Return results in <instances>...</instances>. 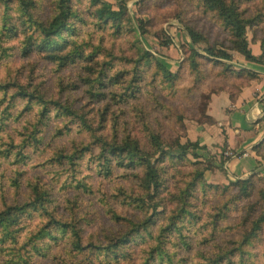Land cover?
Segmentation results:
<instances>
[{
	"label": "rangeland",
	"instance_id": "rangeland-1",
	"mask_svg": "<svg viewBox=\"0 0 264 264\" xmlns=\"http://www.w3.org/2000/svg\"><path fill=\"white\" fill-rule=\"evenodd\" d=\"M34 1L43 19H48L54 14V0ZM101 1L108 3L112 9L125 6L126 18L121 29L115 30L109 24H96L90 14L93 6L89 0L72 1L82 17L76 24L80 33L78 38L86 42L87 51L95 52L91 61H80L61 67L36 53L28 57L21 56L19 46L22 36L19 35L0 43V81L27 82L40 87L48 98L71 102L75 109L87 113L94 128L116 130L117 140L129 134L142 145L148 146L143 124L146 123L160 135L165 144L176 147L177 142H194L188 137V130L190 124L208 123V95L227 87L234 88L248 78V74H237L242 68L238 65L239 59L245 57L232 48L230 33L214 13L203 8L199 0ZM254 4L257 9L261 8L264 14V6L259 2L249 1L245 7L253 8ZM188 27L199 33L201 38L192 41L186 31ZM262 29L264 32V24L249 26L246 30L248 48L257 55L262 51ZM206 48H211L214 54H228L229 58L211 55ZM144 51H148L171 72H176L177 78L172 83L163 81L161 75L156 73L155 59L148 64L141 62L145 71L139 92L134 98L128 97L124 102H117L119 94L130 79L132 66ZM193 62L197 65L193 66ZM102 64L105 72V77H102L103 87L93 82L96 71ZM88 66L92 69L85 70ZM89 84H93L94 91L101 92V95L91 96L87 91ZM24 103V100L16 99L7 126L0 125V150L5 149L6 143H9L6 136L8 132L13 133L14 144L22 139L18 133L25 132L24 126L36 112L37 106H34L30 114L23 110L17 115ZM5 104H0V110ZM102 112L105 116L103 124L99 126L98 120ZM65 122V117L56 116L51 112V118L46 121V125L39 126L38 136L42 138L41 143L37 148L29 146L25 149L29 155L25 163L16 162L12 156L5 157L0 153V208L4 204L26 200L29 196L27 182L39 178L45 183L46 190L53 199L52 204L57 206L55 215L79 220L85 237L96 235L105 240L106 235L115 236L126 230L125 223L110 219L107 213L109 206L133 219L152 214L153 210L149 208L140 210L121 204L123 196L134 194L131 184L135 183L134 174H140L139 171L117 168L112 175L103 177L90 163L88 153L84 154L80 165L75 166L74 172L64 160L61 163L48 161L57 149L69 151L73 142L90 140L88 133L80 129L83 127L74 122L67 124V127L71 128L70 131L62 129L57 132ZM260 149L264 155V141ZM175 150L172 148V152ZM223 150L219 151L215 147L197 148V155L194 156L189 149V153L182 160H169L167 163V181L161 193L166 203L164 202V210L161 206L157 208V217L160 219L157 220L156 226L164 225L165 215L172 212L175 203L173 194L192 181L196 172L203 168L201 180H194L193 200L189 206L198 219L186 223V230H183L185 234L188 232L192 236V247L190 251H180L177 255L176 259L186 257L181 263L192 264L194 259L197 261L201 259V255L208 254V212L215 213L214 207L222 206L226 214V218L221 222L222 229L218 232V236L224 238L239 235L249 224V215L259 209V203L254 205L256 195L246 198L237 193L236 185L232 184L237 178L227 175L224 168V157L227 154L222 153ZM79 167L82 170L77 172ZM250 176L254 180L255 190L264 189V177L259 173L254 172L240 179ZM11 177L20 179L18 190L9 185ZM80 177H84L85 182L91 186L90 191L76 188V181ZM208 185L211 187L208 188ZM120 186H124L125 193L118 192ZM133 187L137 191L135 184ZM70 207L73 210H70ZM161 212H165L164 216L160 215ZM39 221L38 217H34L30 222H23L24 228L19 233L18 245L27 239V234ZM56 234V240L46 238V254L33 255L29 264H88L82 255L74 256L75 253H68V232ZM166 239V246L171 250L176 249L171 244L172 238L167 236ZM150 242L152 241L137 240L131 243L126 257L108 264H141L145 250L153 244ZM25 249H22V252H25ZM5 255V251L0 252V264ZM92 261L94 264H107L102 256Z\"/></svg>",
	"mask_w": 264,
	"mask_h": 264
},
{
	"label": "trees",
	"instance_id": "trees-1",
	"mask_svg": "<svg viewBox=\"0 0 264 264\" xmlns=\"http://www.w3.org/2000/svg\"><path fill=\"white\" fill-rule=\"evenodd\" d=\"M72 1L54 0V14L48 19H43L38 13L34 0H0V43L21 35L22 40L19 46L21 56L28 57L36 53L43 59L56 62L61 67L80 61H91L95 52L87 51L86 42L80 41L78 38L80 33L76 24L82 20V17ZM89 1L93 6L90 14L96 24L99 26L109 24L115 30L121 29L126 18L125 6L112 9L108 3L101 0ZM199 1L205 10L216 15L222 26L230 33L233 49L242 53L246 60L264 65L263 29L261 54L252 55L246 39V30L249 26L264 24V19H262L264 14L261 8L257 9L255 4L252 6L253 8L245 7L249 1L259 2L264 6V0ZM186 31L192 41L201 38V35L192 28L188 27ZM206 51L211 55L229 58L228 54H214L215 52L211 48H206ZM197 55L196 53L195 56ZM153 59L155 58L148 51L142 52L132 66L130 79L119 94L117 102H124L128 97L134 98L137 95L142 74L145 71V66L140 63L148 64ZM155 64L156 73L161 75L163 81L172 83L177 78L178 74L171 72L160 61L156 60ZM196 65L193 62V66ZM91 69L88 66L85 70ZM239 71L237 73L239 75L241 73L248 74V77L255 75L243 67ZM96 73L93 82L103 87L102 77H105L103 64ZM238 86L239 83L234 88L227 87L221 90L233 94ZM94 88L93 84H89L87 89L89 94L93 97L101 95V92H95ZM0 93V104L6 103L0 110L1 126H7L9 118L12 117L11 109L14 108L16 99L25 101L17 115L23 110L30 114L33 107L37 106L36 112L31 116L32 119L28 120L24 126L25 132L18 133L22 137L18 143L14 144L15 139L12 132L7 133L9 143H6L5 149L0 150V153L5 157L12 156L16 162L25 163L29 158L25 149L29 146L33 149L37 148L41 143L42 138L38 136L39 126L46 125V121L51 118V112H54L56 116L67 119L63 127L57 129V132H61L62 129L66 132L70 131L71 128H68L67 124L74 122L83 127L80 129L88 133L90 140L73 142L69 151L63 148L57 149L48 161L61 163L64 160L74 172L75 166L78 167L84 154L88 153L90 163L103 177L112 175L117 168L139 171L140 174L137 172L134 174L135 183L131 184L134 194L123 196L121 204L140 210L145 208L153 210L152 214L145 215L144 218L133 219L124 215L122 211H117L113 206H109L107 213L110 219L117 223H125L126 230L115 236L106 235L105 240L96 235L85 237L79 220L72 217V219H65L56 216L57 206L52 204L53 199L46 190L45 183H42L39 178L33 179L31 182L27 180L28 198L22 202L3 203V207L0 208V252L5 251L6 254L1 264H29L33 255L44 256L46 254V238L51 241L58 239L56 232H68V253H75L74 256L82 255L88 264H94L92 260H98L100 256L105 258L107 264L118 261L128 255V246L137 240L144 242L150 240L152 241L150 243H153L145 250L141 264H184L181 262L185 261L186 257L181 256L178 259L176 257L180 251L188 252L192 247V236L188 232L185 234L183 230H186V223L198 219L197 214L189 206L193 200L194 180H201L203 168L196 172L192 181L173 194L174 208L172 212L165 215L164 222L166 220V223L164 225L156 226L157 220L160 219L157 217V208L159 206L163 210L165 208L166 202L161 193L167 181L168 161L182 160L189 153V149L190 153L196 156L195 149L201 148L197 142L187 141L183 144L177 142L176 147H173L171 144H165L160 135L146 123L143 124L148 146L142 145L129 134L121 140H117L116 130L94 128L87 113L75 109L73 104L67 100L61 101L46 97L40 87L32 86L27 82L3 80L0 81ZM210 95H208V101ZM104 116L105 113L102 112L98 120L99 126L103 124ZM114 123H116V119ZM263 141L264 139L254 147L260 158H264L260 149ZM172 148L176 149L175 152H172ZM81 170L82 168L79 167L77 172ZM9 181L11 187L15 190L19 189L21 183L19 178L11 177ZM85 181L84 177H80L76 181V188L90 191L91 186ZM133 184L136 185L137 191ZM232 184L236 185L239 196L244 195L247 198L256 195L254 205L259 203V209L255 210L253 215H249V224L239 235L224 238L218 236V232L219 229H222L221 222L226 218V214L223 212L222 206L214 207L215 213L208 212V254L201 255V259L197 261L194 259L192 264H264V189L255 190L256 187L251 176L245 179L237 178ZM210 187L211 185H208V188ZM123 188L124 186H120L118 192L125 193ZM69 209L73 210L72 207ZM164 214L165 212L160 213L163 216ZM34 217H38L40 221L27 234V239L18 245L19 233L24 228L23 222L26 220L30 222ZM167 236L172 238L171 244L177 250H171L166 246ZM25 246H27L26 249ZM22 249H25V252H22Z\"/></svg>",
	"mask_w": 264,
	"mask_h": 264
},
{
	"label": "crops",
	"instance_id": "crops-1",
	"mask_svg": "<svg viewBox=\"0 0 264 264\" xmlns=\"http://www.w3.org/2000/svg\"><path fill=\"white\" fill-rule=\"evenodd\" d=\"M238 65L255 75L239 83L233 94L226 90L211 94L208 123L190 124L188 137L202 149H224L229 177L244 178L254 172L264 177V160L254 150L264 139V67L245 58Z\"/></svg>",
	"mask_w": 264,
	"mask_h": 264
}]
</instances>
